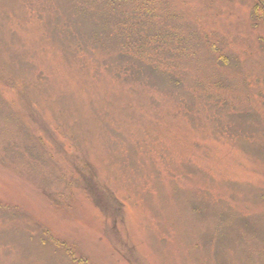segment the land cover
Returning a JSON list of instances; mask_svg holds the SVG:
<instances>
[{
    "label": "rangeland",
    "instance_id": "374dc122",
    "mask_svg": "<svg viewBox=\"0 0 264 264\" xmlns=\"http://www.w3.org/2000/svg\"><path fill=\"white\" fill-rule=\"evenodd\" d=\"M261 1L0 0V264H264ZM123 3L170 77L122 75Z\"/></svg>",
    "mask_w": 264,
    "mask_h": 264
},
{
    "label": "trees",
    "instance_id": "16d2710c",
    "mask_svg": "<svg viewBox=\"0 0 264 264\" xmlns=\"http://www.w3.org/2000/svg\"><path fill=\"white\" fill-rule=\"evenodd\" d=\"M117 1L125 2L126 0ZM261 2H263L264 5V0ZM123 7L124 3L117 9L119 22H115L116 28L114 31V36L121 37L118 58L123 62L120 68L122 75L126 76L129 74V76L134 78L142 77V80H145V78L151 80V76H156L157 79L158 76L162 77L163 75H168L170 77V70L177 71L178 68L173 63L174 58L172 55H165L164 51L169 49L168 47H170V45L167 43H172L171 38L176 36L177 32L164 30V26H158L156 29H152L150 25H155L154 23L144 22L145 19L156 18L154 9L152 10L149 7L138 9L137 7L135 11L138 12L131 14L127 12L128 10L126 8L124 11ZM259 17L264 26V6L260 9ZM165 24L167 25L168 22H165ZM176 42L181 43L180 38ZM166 62L173 63L167 65L170 70L164 68ZM118 77H120V75H118ZM172 77L171 81L178 83L179 80L174 75ZM76 259L77 263L81 260V263L78 264H84V262L87 264L85 259H79L78 257Z\"/></svg>",
    "mask_w": 264,
    "mask_h": 264
},
{
    "label": "bare ground",
    "instance_id": "6f19581e",
    "mask_svg": "<svg viewBox=\"0 0 264 264\" xmlns=\"http://www.w3.org/2000/svg\"><path fill=\"white\" fill-rule=\"evenodd\" d=\"M78 257V256H77ZM79 258V257H78ZM80 259V258H79ZM77 262V261H76ZM78 263H81V260H79V262Z\"/></svg>",
    "mask_w": 264,
    "mask_h": 264
}]
</instances>
